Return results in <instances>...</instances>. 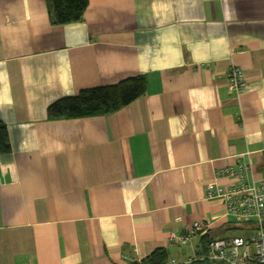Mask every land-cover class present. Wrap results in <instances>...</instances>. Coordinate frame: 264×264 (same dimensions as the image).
<instances>
[{
  "label": "crops",
  "instance_id": "crops-1",
  "mask_svg": "<svg viewBox=\"0 0 264 264\" xmlns=\"http://www.w3.org/2000/svg\"><path fill=\"white\" fill-rule=\"evenodd\" d=\"M51 5L0 0V264H134L158 248L209 264L210 239L252 234L205 190L241 161L264 177V0H89L63 25ZM138 75L146 94L114 113L48 118L61 97ZM195 221L207 235L170 240Z\"/></svg>",
  "mask_w": 264,
  "mask_h": 264
},
{
  "label": "built area",
  "instance_id": "built-area-1",
  "mask_svg": "<svg viewBox=\"0 0 264 264\" xmlns=\"http://www.w3.org/2000/svg\"><path fill=\"white\" fill-rule=\"evenodd\" d=\"M226 75L230 93L240 95L247 89L249 82L240 66L231 65ZM250 167L248 162L241 161L221 168L218 176L229 177L232 182L227 186L208 182L205 191L208 197H223L229 215L242 221H256L254 231L248 236L212 238L199 259L225 264H264V177L258 181H250ZM208 227L209 224L203 221H195L183 233H172L169 238L188 246L199 236L207 234ZM196 260L198 258L191 257L188 262Z\"/></svg>",
  "mask_w": 264,
  "mask_h": 264
},
{
  "label": "trees",
  "instance_id": "trees-1",
  "mask_svg": "<svg viewBox=\"0 0 264 264\" xmlns=\"http://www.w3.org/2000/svg\"><path fill=\"white\" fill-rule=\"evenodd\" d=\"M51 3L52 23L63 25L80 21L89 0H51ZM146 92L147 78L138 75L113 85L85 88L76 95L61 97L48 106L47 115L55 120L110 114L131 104ZM11 151L7 126L0 121V154L6 155ZM168 261V250L158 248L141 263L134 264H168Z\"/></svg>",
  "mask_w": 264,
  "mask_h": 264
},
{
  "label": "rangeland",
  "instance_id": "rangeland-1",
  "mask_svg": "<svg viewBox=\"0 0 264 264\" xmlns=\"http://www.w3.org/2000/svg\"><path fill=\"white\" fill-rule=\"evenodd\" d=\"M209 264H225V263L219 262V261H211V262H209Z\"/></svg>",
  "mask_w": 264,
  "mask_h": 264
},
{
  "label": "bare ground",
  "instance_id": "bare-ground-1",
  "mask_svg": "<svg viewBox=\"0 0 264 264\" xmlns=\"http://www.w3.org/2000/svg\"><path fill=\"white\" fill-rule=\"evenodd\" d=\"M207 233H208V232H207ZM205 235H207V234H205ZM202 236H203V235H202ZM210 240H211V239H210ZM210 240H209V241H210Z\"/></svg>",
  "mask_w": 264,
  "mask_h": 264
}]
</instances>
